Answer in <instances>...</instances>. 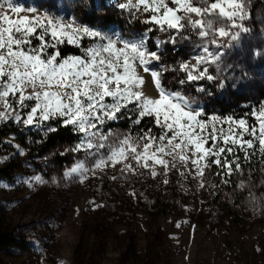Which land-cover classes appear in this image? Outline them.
Instances as JSON below:
<instances>
[{"label": "snow or ice", "instance_id": "obj_1", "mask_svg": "<svg viewBox=\"0 0 264 264\" xmlns=\"http://www.w3.org/2000/svg\"><path fill=\"white\" fill-rule=\"evenodd\" d=\"M250 5L251 0L116 3L147 26L137 35L0 0V125L11 120L44 136L71 128L78 140L68 150L74 163L63 179L74 183L116 169L113 180L159 176L168 185L169 176L178 175L197 181L200 189H216L217 183L206 180L215 175L228 184L233 175L245 174L254 156L264 162V100L242 113L221 114L209 113L202 96L213 95L208 83L223 89L230 76L233 87L248 76L230 72L242 66L229 63L227 54L251 31ZM185 43L191 47L187 59L165 62L167 46L175 50ZM65 45L80 54L63 55ZM262 54L264 49L254 51ZM125 119L126 130L108 127ZM25 183L47 181L37 175Z\"/></svg>", "mask_w": 264, "mask_h": 264}, {"label": "rangeland", "instance_id": "obj_2", "mask_svg": "<svg viewBox=\"0 0 264 264\" xmlns=\"http://www.w3.org/2000/svg\"><path fill=\"white\" fill-rule=\"evenodd\" d=\"M18 2L104 31L138 35L144 30L139 20L114 6L127 0ZM250 9L252 19L246 22L250 33L227 54L229 63L242 66L230 72L239 76L247 71L248 76L234 87L230 76L223 89L208 83L213 95L197 94L206 110L224 91L235 99L229 113H242L264 100V54L254 55L264 49V0H251ZM190 52L187 43L175 50L167 46L165 62L187 59ZM238 97L242 103L236 101ZM10 122L7 127H12ZM123 123L129 121L108 127L122 129L118 124ZM20 127V133L28 129ZM6 143L19 145V139L8 138ZM20 145L24 154L16 156L4 147L0 155V168L18 167L12 180L0 183V196L6 201L12 230L26 247L0 248V264H264V162L259 155L244 165V175H233L228 184L219 183L215 175L206 176L219 185L216 189H200L197 181L178 175H170L168 185L159 176L113 180L112 175H119L116 169L98 172L100 179L80 184L63 179L74 163L71 151L70 162L61 167L53 155L38 160ZM37 175L47 183H25ZM94 200L103 207L97 208Z\"/></svg>", "mask_w": 264, "mask_h": 264}, {"label": "trees", "instance_id": "obj_3", "mask_svg": "<svg viewBox=\"0 0 264 264\" xmlns=\"http://www.w3.org/2000/svg\"><path fill=\"white\" fill-rule=\"evenodd\" d=\"M137 24L141 25L142 29L147 27L142 23ZM62 53L65 56L80 54L78 49L67 45L62 47ZM233 100L235 99L232 98L231 93L224 91L217 101H214L207 107V111L211 113L217 109L221 114H228L229 108L234 102ZM236 101L242 103L243 99L238 97ZM10 125H12V127H7L6 125L0 126V155L4 153V147L10 148L16 156L19 155L17 154V149L14 145H8L6 143V139L15 138L19 139V146L21 147L20 144H22V146L30 152L29 154H31L32 158L41 160L46 155L50 154L54 156L56 163L61 167L67 166L70 162L72 155L68 150L78 140V136L73 134L71 128L60 127L58 131L44 136L43 133L38 132L35 129H27L20 133L18 131L19 128H21L20 126H16L12 121L10 122ZM118 125H120L122 129H127L128 127V124L125 123ZM17 168L16 164L9 165L8 168H0V183L12 180L14 178L13 172ZM7 211L6 201L0 196V248L11 246L24 248L26 246L23 245L24 243L17 237L8 222Z\"/></svg>", "mask_w": 264, "mask_h": 264}]
</instances>
